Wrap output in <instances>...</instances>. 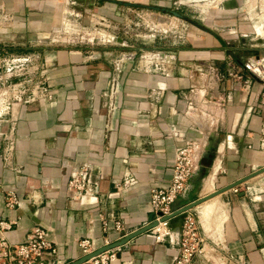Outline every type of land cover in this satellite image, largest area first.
Returning <instances> with one entry per match:
<instances>
[{
    "label": "crops",
    "instance_id": "obj_1",
    "mask_svg": "<svg viewBox=\"0 0 264 264\" xmlns=\"http://www.w3.org/2000/svg\"><path fill=\"white\" fill-rule=\"evenodd\" d=\"M80 1L95 3L101 18L117 9L99 0ZM213 2L207 11L213 29L193 30L171 49H156L174 55V61L165 60V71L146 67L141 54L124 60L116 108L110 112L102 93L115 73L114 60L131 53L89 43L41 44L71 0H0V59L11 53L31 56L32 69L45 86L34 100L23 97L15 104L16 147L6 162L0 159V220L12 222L5 230L11 242L21 241L34 225L44 226L56 248L45 258L67 264L81 257L79 238L92 237L96 248L106 239L122 238L103 230L102 216L122 220L123 234L144 226L151 213L150 186L169 181L171 159L182 142L178 136L202 141L205 150L201 170L174 206L206 194L200 183L213 165L209 177L218 171L217 189L264 166L261 81L249 71L241 79L227 76L223 105L197 94L206 89L207 64L225 69L228 57L239 64L264 59V0ZM188 100L194 106L186 112ZM10 119L5 115L0 129ZM1 147L0 140V152ZM210 152L215 157L209 166ZM85 166L98 186L80 197L68 180ZM125 171H134L138 182L121 191L115 181ZM254 178L238 185V192L228 189L191 209L209 245L207 256L196 257L193 264H264V189L256 188L259 181L250 182ZM245 183L255 186L244 189ZM10 191L19 197L13 207L6 204ZM174 251L167 240L156 241L145 231L119 246L112 264H171Z\"/></svg>",
    "mask_w": 264,
    "mask_h": 264
},
{
    "label": "built area",
    "instance_id": "obj_2",
    "mask_svg": "<svg viewBox=\"0 0 264 264\" xmlns=\"http://www.w3.org/2000/svg\"><path fill=\"white\" fill-rule=\"evenodd\" d=\"M134 56L133 54L121 55L114 60V75L107 83L103 96L106 108L113 112L116 108V97L119 93V72L124 60ZM140 57L144 61L146 67L154 65L165 71L162 67L167 62L174 61V55L169 52L153 50L142 52ZM33 58L26 54L5 55L0 59V124L4 122V116L10 115V125L5 129H0L1 152L0 159L6 162L9 155L16 147L15 136V120L16 116L12 114L15 104H19L24 97L27 100L36 98V91L39 93L43 90L44 83L37 78V71L33 70ZM204 68V70H203ZM201 68L206 74L207 86L203 92L197 90V94H201L203 100H211L212 102L223 105L227 102L228 96L223 91V85L227 76H233L241 79L243 71H249L264 85V59L257 58L252 62L237 63L232 57L226 59V68L222 69L214 63H209ZM195 91V88H191ZM27 95V97H26ZM260 102L264 107V90L260 93ZM194 106L192 100H188L189 112ZM6 122V121H5ZM262 131L264 133V124ZM181 144L175 149L174 156L171 159V177L168 182L162 183L154 181L149 189V203L153 219L158 224L150 228L148 231L156 241L167 240L174 248V256L171 264H193L198 256H207L209 253L208 241L206 234L201 229V224L190 209L186 211L185 216L178 224H172L168 219L162 220L166 215L173 212V204L176 198L183 193L189 179L197 174L202 168L201 158L204 154V144L198 139L181 138ZM101 174H98V178ZM98 180L91 175L90 168L84 167L77 172H73L68 180V187L71 191H75L80 197L90 194L98 186ZM116 186L121 191L128 190L138 182L137 174L134 171H125L122 180L115 181ZM234 192H238V187L232 188ZM19 202V197L14 191L8 193L6 204L13 207ZM102 228L105 232L114 230L121 234H125L122 220L111 216V218L101 217ZM11 221L0 220V264H64L59 258L47 260L46 252L56 253V248L52 245L47 228L41 225L32 226L25 237L19 242H11L5 230L11 228ZM15 223V222H14ZM110 242L106 239L105 244ZM77 244L81 250V256L91 253L97 249L94 245L92 237L85 236L77 240ZM118 247L104 250L92 257L84 260L79 264H112L118 259Z\"/></svg>",
    "mask_w": 264,
    "mask_h": 264
},
{
    "label": "rangeland",
    "instance_id": "obj_3",
    "mask_svg": "<svg viewBox=\"0 0 264 264\" xmlns=\"http://www.w3.org/2000/svg\"><path fill=\"white\" fill-rule=\"evenodd\" d=\"M71 1L74 2L72 6L69 5L65 10L59 12L60 19L57 28L50 30L49 35L45 34V37H42V42L50 40V44L58 46H72L79 43L98 44L110 46L122 53L130 52L135 56H139L145 51L161 48L171 49L176 44H180L178 43L180 38L186 37L193 30L214 28L209 20L210 14L207 12L214 5V0H189V2H185V0L148 1L150 5L164 6L178 11L193 22L177 17L170 12L148 6H126L109 0L99 1L115 6L117 9L110 11L109 14L103 16L104 18H101L97 14L98 12L93 9L95 3L86 5L80 0ZM47 42L44 41L41 44H47ZM214 157L215 154L210 153L205 158L206 164L212 165ZM214 167L213 165L211 171ZM256 169L258 168H253L250 172ZM211 171L209 174L207 171L203 174L200 183V186L204 188L207 181H212V188L208 191L215 190L218 187L215 182L218 171L215 175L209 177ZM260 176L259 174L254 176L255 178L250 182L259 181L261 185L256 186V188L262 186V189H264V173L262 172ZM252 185L245 183L244 189L250 188ZM208 191L203 190L201 193H208Z\"/></svg>",
    "mask_w": 264,
    "mask_h": 264
},
{
    "label": "water",
    "instance_id": "obj_4",
    "mask_svg": "<svg viewBox=\"0 0 264 264\" xmlns=\"http://www.w3.org/2000/svg\"><path fill=\"white\" fill-rule=\"evenodd\" d=\"M111 2L113 3H118V4H123V5H127V6H141V5H146L150 8H153V9H157V10H161V11H165V12H170L172 13L173 15L177 16V17H181V18H184L190 22H193L190 18H188L187 16H185L184 14L178 12V11H175V10H172V9H169L167 7H163V6H159V5H149V4H141V3H138V2H132V1H127V0H110ZM264 172V166L261 167V168H258L250 173H248L247 175L239 178L238 180L234 181V182H231L221 188H218V189H215V190H212L211 192H208L204 195H201V196H198L197 198L189 201L188 203L180 206V207H177V206H174L173 205V212L169 215H166L162 218V220H165V219H168L170 222H173L175 220H180L182 222L184 216H185V213L186 211L194 208L195 206H197L198 204H200L201 202L215 196V195H218L228 189H231V188H234L244 182H246L247 180L251 179L252 177L260 174ZM242 193H245V192H242ZM153 212H151L148 216V222L147 224H145L144 226L130 232V233H127L125 234L122 238H120L119 240H116L114 242H110L109 244H105L97 249H95L94 251H92L91 253H88L86 255H83L81 257H79L78 259L72 261V262H69L67 264H79L81 262H83L84 260L92 257L93 255H96L104 250H107V249H110V248H114V247H118V246H121L123 245L124 243H126L127 241H129L131 238L137 236L138 234L140 233H143L145 231H148L150 228H152L153 226H155L156 224H158V221L153 219Z\"/></svg>",
    "mask_w": 264,
    "mask_h": 264
},
{
    "label": "bare ground",
    "instance_id": "obj_5",
    "mask_svg": "<svg viewBox=\"0 0 264 264\" xmlns=\"http://www.w3.org/2000/svg\"><path fill=\"white\" fill-rule=\"evenodd\" d=\"M211 188H212V183L210 181H207L206 184L204 185L203 190L208 191ZM208 192H211V191H208Z\"/></svg>",
    "mask_w": 264,
    "mask_h": 264
},
{
    "label": "trees",
    "instance_id": "obj_6",
    "mask_svg": "<svg viewBox=\"0 0 264 264\" xmlns=\"http://www.w3.org/2000/svg\"><path fill=\"white\" fill-rule=\"evenodd\" d=\"M211 153V152H210ZM208 157V156H207ZM202 172H203V170H202Z\"/></svg>",
    "mask_w": 264,
    "mask_h": 264
}]
</instances>
